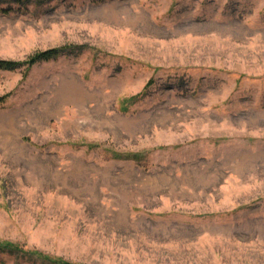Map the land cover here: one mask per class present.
Returning <instances> with one entry per match:
<instances>
[{
    "label": "rangeland",
    "instance_id": "obj_1",
    "mask_svg": "<svg viewBox=\"0 0 264 264\" xmlns=\"http://www.w3.org/2000/svg\"><path fill=\"white\" fill-rule=\"evenodd\" d=\"M11 6L0 264H264V0Z\"/></svg>",
    "mask_w": 264,
    "mask_h": 264
},
{
    "label": "trees",
    "instance_id": "obj_2",
    "mask_svg": "<svg viewBox=\"0 0 264 264\" xmlns=\"http://www.w3.org/2000/svg\"><path fill=\"white\" fill-rule=\"evenodd\" d=\"M31 1L33 0H0V11L8 12L12 9L11 5L13 4H18L20 6H23L27 3H30ZM4 4H8V6L2 7ZM58 53H59V49L52 48V49L35 52L34 54L28 56L22 61L0 59V69L15 70L22 66H24L26 69H29L38 62H46L53 59L58 55ZM4 101H5V97H0V105Z\"/></svg>",
    "mask_w": 264,
    "mask_h": 264
}]
</instances>
